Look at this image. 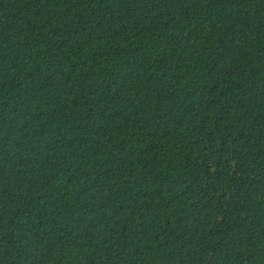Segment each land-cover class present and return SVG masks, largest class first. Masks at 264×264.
I'll return each instance as SVG.
<instances>
[{
	"label": "trees",
	"instance_id": "16d2710c",
	"mask_svg": "<svg viewBox=\"0 0 264 264\" xmlns=\"http://www.w3.org/2000/svg\"><path fill=\"white\" fill-rule=\"evenodd\" d=\"M0 264H264V0H0Z\"/></svg>",
	"mask_w": 264,
	"mask_h": 264
}]
</instances>
